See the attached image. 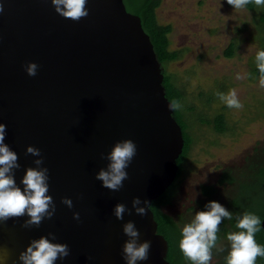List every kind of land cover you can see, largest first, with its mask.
I'll list each match as a JSON object with an SVG mask.
<instances>
[{
    "label": "water",
    "instance_id": "95a60500",
    "mask_svg": "<svg viewBox=\"0 0 264 264\" xmlns=\"http://www.w3.org/2000/svg\"><path fill=\"white\" fill-rule=\"evenodd\" d=\"M0 123L4 143L18 155L17 186L33 161L28 146L40 149L48 169V195L56 205L39 227H22L29 217L0 222V248L19 260L30 242L52 233L70 255L55 264H126L123 225L133 221L138 243L151 242L149 258L137 264H170L168 244L157 232L151 208L139 216L132 199L151 201L174 181L184 137L168 107L161 63L140 17L123 0H88L89 15L79 21L56 13L51 0H0ZM38 65L29 76L26 65ZM131 139L137 154L119 191L95 176L107 155ZM70 198V209L61 200ZM132 210L123 220L116 204ZM78 212L80 219H73ZM264 229V219L261 222Z\"/></svg>",
    "mask_w": 264,
    "mask_h": 264
},
{
    "label": "rangeland",
    "instance_id": "374dc122",
    "mask_svg": "<svg viewBox=\"0 0 264 264\" xmlns=\"http://www.w3.org/2000/svg\"><path fill=\"white\" fill-rule=\"evenodd\" d=\"M124 3L127 8V0ZM253 5L237 10L227 0H159L156 7L158 22L172 26L170 49H181L178 59L167 62L166 72L185 92L177 118L190 143L180 165L176 201L167 207L171 212L189 205L200 185L214 182L221 170L236 176L255 151L264 154V87L252 72L264 46V33L256 22L264 5ZM231 43L234 52L228 57L224 51ZM232 89L243 108H229L218 98V92ZM217 113L224 115V132L201 122ZM220 191L231 196L235 186Z\"/></svg>",
    "mask_w": 264,
    "mask_h": 264
},
{
    "label": "clouds",
    "instance_id": "9594fccd",
    "mask_svg": "<svg viewBox=\"0 0 264 264\" xmlns=\"http://www.w3.org/2000/svg\"><path fill=\"white\" fill-rule=\"evenodd\" d=\"M51 3L56 13L66 19L79 21L89 15L88 0H51ZM250 3L259 7L264 5V0H227V4L237 10L245 8ZM3 11L4 6L0 3V13ZM256 65L260 73V85L264 87V50L257 53ZM25 70L29 76H35L38 65L30 62L26 65ZM241 78L237 75V79ZM217 96L229 108H243L235 89L230 90L227 94L218 92ZM168 107L174 111L182 106L178 101L173 100L168 103ZM5 136L6 125L0 123V222L27 215L29 219L22 227H39L45 218L51 219L56 211L53 198L48 195V169L41 167L43 157L40 149L28 146L26 155L31 154L40 158L33 161L37 167L26 169L21 180L22 190L17 186L14 177V170L20 168L18 155L4 143ZM136 154L137 145L131 139L117 142L109 154L106 156L101 154V158L108 160L109 163L106 169L99 170L95 179L102 181L103 187L111 191H119L123 187V182L129 178L126 169ZM61 203L70 209L73 207L70 198H63ZM142 204L147 205L149 210L151 204L148 200H141L139 197L132 199V209L135 214L146 216L147 211L145 207L141 206ZM205 207L206 210L196 212L194 219L185 224L182 229L179 248L185 259L191 261V264H210L212 250L217 248L219 226L225 218L232 219V213L216 201H210ZM126 212L129 215L132 214V210L128 209L125 204L115 205L114 215L118 220H123ZM73 219L79 220L80 214L73 213ZM260 226V217L254 213L246 212L238 218L236 227L240 231L227 235L230 251L226 257V264H256L258 257H264V246L259 245L255 240V234L260 231ZM123 232L128 237L122 250L126 264H137L138 261L148 260L151 242L138 243L140 232L135 223L133 221L125 223ZM48 235L51 240L41 236L39 239L32 240L26 250L20 253L19 260L22 264H55L58 259H64L70 255L67 244L53 243L52 241L56 239L55 235L52 233ZM8 255L7 249L0 248V264L7 260Z\"/></svg>",
    "mask_w": 264,
    "mask_h": 264
},
{
    "label": "flooded vegetation",
    "instance_id": "af4514ba",
    "mask_svg": "<svg viewBox=\"0 0 264 264\" xmlns=\"http://www.w3.org/2000/svg\"><path fill=\"white\" fill-rule=\"evenodd\" d=\"M253 154L255 156L252 155V158L249 161L246 160L248 161V166L241 169L238 175L235 176L228 169L221 170L219 177L214 182H205L200 185L198 194L189 201V205H185L181 209L171 212L167 207L172 206L175 203L178 187L180 185V182L178 181L180 176L177 177L176 175L172 182V194L168 201L161 206L162 212L171 218V223L174 225L175 232H173V235H180L179 237H176L178 241L182 238V229L184 225L190 223L192 219H194L196 212L206 210L205 206L210 201L220 203L232 213V219L229 220L225 218L219 226V232L217 233V248L212 250L213 255L210 264H226V257L230 251V242L227 240V235L231 232L240 231L236 227L239 217H242L246 212H250L259 216L261 222L264 219V214L260 210H256L259 207L257 202L261 199L262 193L264 192V186L259 177L260 163L261 161L264 162V154L260 156L257 154V151ZM247 159H249V157ZM229 185H234L235 191L231 196L224 197L223 191L222 193L220 191V187H227ZM210 190H212L211 193H209ZM221 195H223L224 199L222 198L220 201ZM157 232L162 234L166 239L164 233L159 232L158 228ZM258 239L260 241L263 240L264 242V229L262 226H260V231L255 234V240L259 244L260 241ZM166 240L168 244L166 258L169 263L172 264V259H169V256L172 257V254L169 252L168 239ZM176 257H178L177 264H191V261L186 260L183 253L180 251L179 243L177 253H175L173 257L174 261ZM256 264H264V257H258Z\"/></svg>",
    "mask_w": 264,
    "mask_h": 264
},
{
    "label": "trees",
    "instance_id": "16d2710c",
    "mask_svg": "<svg viewBox=\"0 0 264 264\" xmlns=\"http://www.w3.org/2000/svg\"><path fill=\"white\" fill-rule=\"evenodd\" d=\"M158 3H159V0H127L126 9L129 10L130 8L132 13H135L140 17L141 25L144 31L150 37L154 50L162 66L163 85L165 87V94L167 98L170 101L176 100L181 104L182 99L185 97V92L183 88L174 81L173 77L166 72L167 62L178 59L181 54V49H170L169 34L171 33L172 26L170 24H161L158 22L156 18V13H155ZM247 7L252 9L254 8V5L253 3H250L249 5H247ZM256 22L258 23L259 27L262 28L263 33H264V8L258 13ZM262 50H264V46ZM233 52H234V44L231 43L225 49L224 55L229 57L233 55ZM252 72L254 75L260 76V73L258 71L256 64L253 66ZM201 94L202 93H200V95ZM177 111L178 110H174L173 115L176 121L181 126L183 137H184V144H183L182 152L180 153V155L178 156L176 160L178 164V171H177V177H178L182 173V172L180 173L181 161L188 154L189 149H190V143H189V139L185 138V135L187 134L183 132V127L177 118ZM201 122L213 124L214 130L219 131V132H224L225 130L228 129L225 125L226 122H225L223 113H217L212 119H205V118L201 119ZM260 164L261 166H260V173H259L260 176L259 177L264 186V162L261 161ZM172 187L173 186L171 183L164 190V192L159 195L158 198L152 200L150 208L153 212L155 220L157 221L158 231L164 233L166 239H168L169 252L172 254V257L169 256V259H172V264L173 263L177 264L178 257H176L175 261L173 257H174V254L177 253L178 243L180 241L176 239L178 235H175V234L173 235V232H175V228H174V225L171 223V218L168 217L161 210L162 204L166 203L170 195L172 194V191H173ZM204 192H207V191H204ZM211 192L212 190L209 191V193ZM257 203L259 204V207L256 210H260L264 214V192L262 193L261 199ZM260 235H261V232H260ZM259 244L263 246L264 244L263 240L260 241Z\"/></svg>",
    "mask_w": 264,
    "mask_h": 264
}]
</instances>
